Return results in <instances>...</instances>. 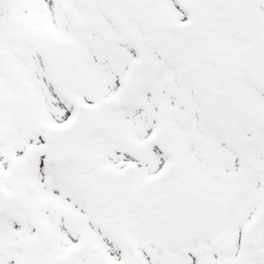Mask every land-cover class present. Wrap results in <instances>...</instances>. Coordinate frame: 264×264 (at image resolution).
Instances as JSON below:
<instances>
[{"label": "snow or ice", "instance_id": "1", "mask_svg": "<svg viewBox=\"0 0 264 264\" xmlns=\"http://www.w3.org/2000/svg\"><path fill=\"white\" fill-rule=\"evenodd\" d=\"M0 264H264V0H0Z\"/></svg>", "mask_w": 264, "mask_h": 264}]
</instances>
